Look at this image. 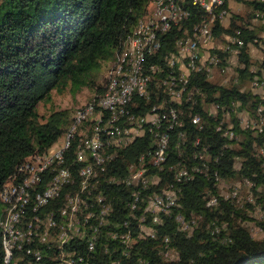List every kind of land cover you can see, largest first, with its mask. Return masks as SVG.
<instances>
[{
    "label": "trees",
    "instance_id": "trees-1",
    "mask_svg": "<svg viewBox=\"0 0 264 264\" xmlns=\"http://www.w3.org/2000/svg\"><path fill=\"white\" fill-rule=\"evenodd\" d=\"M148 1L0 0V188L19 164L35 154V150L36 154H43L58 143L70 125L67 110L52 111L41 121L37 111L39 103H50L52 91L59 94L68 90L75 96L84 87L94 88L102 64L111 61L116 49L132 33ZM244 2L252 18L260 23L258 26L237 25V15H231L228 26H223L215 15L222 10L225 11L222 19L226 17L227 0L210 13L213 15V37L222 36L224 43V36L239 39L238 86L215 84L206 72L199 71L190 75L189 88L186 87L193 90L194 103L193 97L190 101L183 98L179 103L165 100L166 108L177 109L178 124L167 130V160L159 167L148 165L154 168L150 167L148 173L156 177L157 183L149 184L143 192L144 201L134 211L130 209L132 188L111 184L109 180L124 179L130 166L141 162V156L152 150V134L146 129L148 133L134 138L127 147L118 152L109 150L115 156L105 163L103 170L99 169L98 182L92 188L94 192L98 187L105 201L93 206L89 202L97 218L93 219V225L98 227L97 239L93 250L88 249L90 236L70 242V253L77 257L73 258L74 264H264V238H254L246 226L236 222L245 218V206L253 208L256 201L264 202V95L244 91L240 85L253 79L264 82V55L257 63V70L252 71L249 54L251 45H264V0ZM184 7L189 16L180 26H172L159 35L160 48L156 56L148 59L149 64L162 65L165 73L155 74L156 81L151 83L148 100L135 97L137 106L131 109L135 115H145L157 101L160 104V97L167 95L161 86L158 87L160 97H157L153 85L175 70L167 67L163 59L173 53L176 41L185 31L192 33L197 25L210 19L204 17L205 13L191 0H185ZM233 47L237 46L232 44ZM213 51L220 58L219 67H226L230 50ZM258 84L264 87V83ZM198 92L203 101L201 95H196ZM212 107L216 108V114L211 111ZM236 110L245 111L254 121L262 119L263 131L257 132L256 126L242 127L235 116ZM225 114L231 116L228 122ZM194 116L199 117V124H193ZM167 125L164 123L162 129ZM228 131L233 132V138L228 137ZM78 148L76 140L64 155L62 167L70 166L69 184L64 186L58 199L42 209L43 213L53 210L58 214L64 193L78 190L80 171L84 167L77 160ZM202 149H206L203 157L199 156ZM146 157L143 164H149ZM177 165L189 169L197 166L203 171L196 172L192 180L180 183L174 177ZM235 178L251 184L252 201L245 198L243 207L234 204L235 198L225 199L220 190L222 181L228 183ZM48 179L46 174L44 182ZM168 191H174L176 206L170 214H160L159 220L153 222L151 215L144 213L146 198L152 193ZM107 204L108 212L104 213ZM177 215L190 223V230H182L176 222ZM141 217L144 221L138 223ZM126 222L130 239L124 244L121 238H113V234L127 231ZM140 224L145 227L143 231ZM258 224L264 231V221ZM148 230L153 236L146 232ZM87 233L91 234L90 228ZM50 247L33 244L29 258L24 251L14 250L9 264H36L35 252L42 255L38 263L57 264ZM2 248L0 233V264H4ZM166 252L170 257L164 256ZM54 253L60 261L64 247L59 249L54 243Z\"/></svg>",
    "mask_w": 264,
    "mask_h": 264
},
{
    "label": "bare ground",
    "instance_id": "bare-ground-1",
    "mask_svg": "<svg viewBox=\"0 0 264 264\" xmlns=\"http://www.w3.org/2000/svg\"><path fill=\"white\" fill-rule=\"evenodd\" d=\"M221 2L222 3L220 5L211 7V14H213L216 9L220 8L223 5L224 0H221ZM173 3H176V5H179V7H184L185 0H154V5L157 6V8H162L163 11H170L173 7ZM191 3L200 7V3L197 0H191ZM224 14L225 11L221 10L219 12V18L221 22L222 16ZM188 16L189 13L187 10H181V14H179L178 17L177 26H180ZM212 19L213 15L210 16L209 21L197 25L193 29L192 33H188L187 31H185L184 35L176 41L175 52L165 56L163 59V63H165L167 67L172 68L171 58L176 57L177 52H183L187 50V54H190V57H197V52H201L202 47H204L205 40L206 45L210 46L213 39L211 23ZM149 20H151V14L146 16V18H142L138 22H136L137 24L132 33H129L121 46L116 49L114 60L112 61V64H110L111 66L109 68V71L107 72V84L105 86V90H103V93L107 94H105V96L99 95L97 98L92 99L91 102L76 110L73 115L72 121V136L71 128L69 126L67 131L64 133V141L62 143L59 154L57 156H53L51 162H47V156H52L57 150L58 144L56 143L50 149H48L46 153L36 154V156L38 157H34L35 154L32 155L28 160L22 162L16 167L15 173L9 178L7 182L5 181L6 184H4L0 188V203L3 205V210L0 215V233L2 237V247L4 252V264H9V262H11L14 250L24 251V253L29 256L33 252L31 250V246L33 244H46L52 247V245H49V243L51 242L50 240H48L49 234H51V231L57 232V234L62 233V218H64V229H69V231H64V240H71V234H75V236H82V228H80V226H82V224H85L87 214L91 209L89 202H83L85 200V196L93 192L92 188H94L95 184L98 182L97 177L99 175V169L103 170L105 163L112 160L113 156H115V153H113V151L109 152L110 149L113 150V147H115L114 145L103 146L102 154L100 155L99 160L94 150H86V157L81 156L83 153V148H86V143L88 148H95V141L93 139L96 134L105 135L106 130L108 129V127H110V120L107 119V117L99 118V115H95V110L102 109L105 105V101L121 102L120 110L117 112L116 116L115 129L120 132L121 141L123 142L122 147H127L135 138V134H129V128L133 125L136 129H138V137L143 136L147 129L152 134L153 140L156 139L157 130L152 129L151 121L147 120L148 112H157L158 110H163V108L166 109V111H172L174 107L166 108L168 103L165 100H162L160 104H158L157 101L149 111L147 110L145 115H135V113L131 112V109L137 106L135 97H141L144 99L147 98V100L150 98H148V96L151 88V83L153 80H155V77L151 76L153 64H149L148 61L150 60L148 59L150 56L154 57L153 34H157V27H150V29L149 27H146L149 23ZM157 20H165V13H157ZM209 28L211 29L209 30ZM231 45L232 44H229L226 50L233 51ZM213 50L214 49L211 50L213 52L211 54L212 56L210 55L208 59L206 56L201 66H195V62H188V69H191V73H189L188 79L191 74L199 71H204L206 72V74L211 75V66L218 63L217 54L216 52L214 53ZM211 51L209 52L211 53ZM161 66L157 65L156 63V72H163ZM175 74L177 81L185 80V70L183 63H176ZM165 75L166 76L164 78L162 77L159 79V85L160 87H164L165 92L171 99L170 102H174V97L171 96V87L169 85V72ZM186 87L187 85H185L182 90L181 101L183 100V98L185 99L184 101L192 100L193 90H187ZM112 90L113 93H111ZM153 90L155 89L153 88ZM158 94L160 93L158 92ZM192 101L194 103V100ZM92 104L93 107H90ZM83 111L85 112L83 113ZM177 120L178 113L177 109L174 108L170 116H167L166 119L161 122V133H168L167 130L172 129L174 125L178 124ZM199 120L200 119L198 116H194L192 122L193 124H196L195 121ZM164 123H168L165 130L162 129ZM148 131L146 133H148ZM76 140L79 147L76 154L77 160L84 164V167L80 171V184L78 190L73 193H64L65 196L63 199V203L61 204V208H59L58 214L54 213L53 210L48 213H43L42 209L45 206L49 205L51 201L58 199L60 197L61 191L64 190V186L68 184V178H60L62 176V171L64 168L62 167V164L64 163L65 153H67L71 144ZM167 148L169 147L165 146V148L163 149L161 158H156V160L152 161V150H150L147 154H142L143 156H141L140 158L142 164L145 160V157L147 156L149 164H151V166H161L162 163L167 160ZM38 158H40V163H45L41 169L42 180H40L39 184H37L36 186V193L38 194V196H36L35 199L29 200V203H27L26 199H29L33 195L32 185L34 178L37 176L36 165L38 164ZM151 166L132 164L130 166L128 175H124V179L114 178L113 183H115V185L123 184L125 185V187H129L132 189L133 186H137L134 188V200H142V198H144L143 194H145L143 192L146 190L145 177L147 176V174H149L148 172H150L149 169ZM134 168L135 175H138V177H135V179H133ZM194 168L198 167L194 166ZM174 169V177L178 182H180L181 166L177 165V167H174ZM94 172H96V177L92 178ZM46 174L47 176H49V179L45 183L44 177ZM17 180H19V189H21V194H15L14 201L11 202L9 201L8 194L10 192H14V188L17 186ZM70 180L71 172L69 170V182ZM109 181L111 182V179ZM43 183L45 185H43ZM53 186L56 187L53 188ZM49 192L50 194L48 196ZM172 194L175 195L174 191H168L163 194L152 193L150 196H148V200H146L145 202L146 205L144 206V213H149L153 220H156V212H152L153 206L156 205V199H167V197ZM98 198H101V202L105 201L103 194L98 193ZM68 206L79 207L74 220H72L71 214H64V211ZM104 207L105 206H103V208ZM108 207L109 205L107 204V207L103 209L104 213L108 212ZM137 208L138 204H134V210H136ZM134 210L131 209V211ZM160 214L168 215V211H158V216ZM95 216V212L91 209L92 222L91 224L85 225L84 233L82 236V239L86 238V236H90L88 241L89 250H93L94 247H92V241L94 238H96L98 232V227H95L93 225V219L96 218ZM180 218L181 217L179 215L176 216V220H179ZM143 221V217L138 218V223H142ZM125 224L127 225V222ZM41 225L43 226L41 227ZM56 228H58V230ZM88 228H90L91 234L87 233ZM141 228H143L142 225ZM146 232H149V235L153 236L151 230H148ZM116 237L121 238L124 244L125 242H129L128 240L130 239L129 235L115 236V238ZM54 243L57 248H63L61 242ZM34 256L35 262H41L42 255H40L39 252H35ZM74 256L70 253V262H67L66 256H64V254H61V260L59 261V264H74ZM31 262H33V260Z\"/></svg>",
    "mask_w": 264,
    "mask_h": 264
},
{
    "label": "built area",
    "instance_id": "built-area-1",
    "mask_svg": "<svg viewBox=\"0 0 264 264\" xmlns=\"http://www.w3.org/2000/svg\"><path fill=\"white\" fill-rule=\"evenodd\" d=\"M200 3V9L205 13L204 17H210V10L211 7H214L215 5H220L222 2L221 0H197ZM151 3V20H149V23L146 27H157V34H153L154 36V56H156V53L158 52V49L160 48V39L158 38L160 34H163L167 32L172 26H177L178 24V17L179 14H181V10H188L187 7H179V5H176V3H173V7L170 11H163L162 8H157V6L154 5V0H150ZM157 13H165V20H157ZM211 28H209L210 30ZM227 44H233V55H237L239 51V39L236 37H233L231 40L227 41ZM205 48H210V46L206 45V40L204 42V50L203 52H197V57H190V54H187V50L183 52H177L176 57H172V68L176 67V63H183L184 65V70H185V80L184 81H177L176 79V74L175 70L172 72H169V85L171 87V96L174 97V102L179 103L181 102V94L182 90L185 85H187V80H188V75L191 73V69H188V62H195V66H201V64L204 62L205 56ZM143 59V58H142ZM219 66V64H217ZM161 72H156V62H153L152 66V75L155 76V74H159ZM258 83H264V82H253L254 85H258ZM113 93V90L112 92ZM107 93H103L102 96H105ZM95 101V100H94ZM93 101V102H94ZM93 107V104L90 106ZM121 107V102H106L105 105L102 109L100 110H95V115H99L100 117H107V119L110 120V127L105 132V135H98L94 137L95 141V148H88L87 143H86V148H83V153L81 156L86 157V150H94L95 154L97 155L98 160L100 159V155L102 154V148L103 146L106 145H114L115 147H122L123 142L121 141V136L120 132L115 129V121H116V116L117 112L120 110ZM175 108V107H174ZM172 109V111L174 110ZM86 111V110H85ZM83 111V113L85 112ZM172 111H164L163 110H158L157 112H148V118L147 120L151 121L152 129L157 130V137L155 140H153V147H152V152H151V161L156 160V158H161V153L163 152V149L165 146H168V140L169 136L168 133H161V122L166 119L167 116H170ZM260 111V110H259ZM72 121L73 117L71 119L70 123V128H71V136H72ZM254 121V120H253ZM196 124H199V121H195ZM253 123H258V130L259 132V127H262L263 120L260 119L259 121H254ZM246 127H250L249 125ZM129 134H135V138L138 137V129L134 127L129 128ZM228 136L231 138V131L226 132ZM62 145H58L57 150L52 156H47V162H51L53 156H57L59 154V151L61 150ZM206 149H202L201 152H199V156L205 155ZM36 156V150H35V155ZM164 161V160H163ZM45 163H40V158H38V164L36 165L37 169V176L33 180V195L27 200V203H29V200L35 199L38 194L36 193V186L39 184L41 178V169ZM138 165H151V164H142V161ZM138 167V166H136ZM135 167V168H136ZM135 168L133 169V179L135 177H138V175H135ZM203 168L205 170V164L203 165ZM69 169L70 166H64L63 171H62V176L60 178H68V184H69ZM203 171L202 168H194V166L189 169L186 168L185 166H181V178L180 182H187L193 179L194 174L196 172ZM96 177V172L92 175V178ZM59 181V179H58ZM114 178H111V184L113 183ZM145 183H146V189L149 187V184H155L157 183V179L155 176H150V173L147 174L145 177ZM56 186H53V188ZM137 186H133V189L131 191V202H130V209L134 210V204H139L140 202L144 201V198L142 200H134V188ZM251 188L250 182H248V189ZM98 191L99 188L86 195L85 200L83 202H91V206L93 204H99L101 202V198H98ZM15 194H21V189H19V180H17V186L14 188V192H10L8 194L9 196V201H14V196ZM50 192L48 193L49 196ZM227 195L225 196L226 199ZM250 197V196H248ZM248 197L246 199H248ZM148 200V196L146 198ZM212 204V203H209ZM176 206V195H169L167 199H156V205L153 206L152 212H156V220H153V222H157L158 219V211H168V214H170L171 209ZM77 210H79V207H71L68 206L66 207L64 214H71L72 220H74ZM63 219L62 218V233L55 234L54 235V241L52 247L50 249H53V257L56 260V263L59 264V258H56V254L54 253V242H61L62 247H64V256L67 258V262H70V242L76 240V239H82L83 233H84V227L86 224H91V209L89 213L87 214V218L85 221V224H82L80 228H82V236H75V234H71V240H64V231H69V229H64L63 227ZM39 223V222H37ZM105 224V222H102V225ZM43 225H41L42 227ZM127 227V231L119 234H113L114 236H127L130 235L129 231V225H125ZM141 231L144 230V228H141V224L139 225ZM191 225H188L187 230H190ZM97 239H93L92 241V247H94V243ZM44 254L45 253H41ZM166 254V253H165ZM80 256V254H78ZM29 258V256H27ZM29 262H31L29 260Z\"/></svg>",
    "mask_w": 264,
    "mask_h": 264
},
{
    "label": "rangeland",
    "instance_id": "rangeland-1",
    "mask_svg": "<svg viewBox=\"0 0 264 264\" xmlns=\"http://www.w3.org/2000/svg\"><path fill=\"white\" fill-rule=\"evenodd\" d=\"M245 0H227L228 2V8L229 11H227V15L225 18L222 19V25L223 26H228L230 20V16L232 15H237L239 16V19L237 18L236 20V24L237 25H241V26H258L260 23L256 20L252 18V14H251V10L249 9L248 5L244 2ZM247 1V0H246ZM151 3L150 0L148 1L147 6L145 7V12L142 15L141 18H139L137 20V22L142 19V18H146V16H148L149 14H151ZM219 18V15H215V19ZM137 24V23H136ZM135 24V26H136ZM249 24V25H248ZM134 26V28H135ZM213 26V24H212ZM133 28V29H134ZM133 31V30H132ZM264 38V37H262ZM225 39V43L222 39V36L215 38L213 37L212 42L210 44V48H205V53L204 56L210 57V55L213 53L211 50L212 49H217L218 50H226V48L229 46V44H226L228 40H231L230 36H224ZM209 49V50H208ZM204 47H202L201 52H203ZM208 50V51H207ZM211 51V53L209 52ZM216 51V50H215ZM214 51V53H215ZM172 52H175V47L173 49ZM233 51H230L229 53V57L227 58V66L226 67H219L217 66V64H220V58L218 57V63L216 65H212L211 66V75H209L211 82L215 83V84H221L227 87H233L235 85L238 86V80H237V73H236V68L240 65V60L239 57L237 55H233ZM249 54L251 56L252 59V71L257 70V63L258 61H260L264 55V45L261 46H254L251 45L249 47ZM212 56V55H211ZM114 60V56L111 59V61L105 62L102 64V67L99 71V74L97 76V80H96V85L94 88H82L75 96H71V94L68 92V90L62 92V93H56L55 91H52L51 94V102L50 103H39V105L37 106V111L39 116L41 117V121H45L46 118L50 115V113L52 111H61V110H67L69 111V120L72 119L74 113L76 112V110L80 107H83L85 104L91 102L92 99L97 98L99 95L101 96L103 94V90H105V86L107 84V76H108V71L110 68V64H112V61ZM257 81V79H253L252 81H245L243 82V84L241 85V88L244 91L247 92H252L254 94H260V95H264V87L262 86V84H258L257 86L253 84V82ZM239 85V86H240ZM158 87L159 84H154L153 88L155 89L154 94L158 97H160V94H158ZM167 94V93H166ZM196 95H201V101H203L202 98V94L201 93H197ZM204 96V95H203ZM161 100H170L168 95H164L162 97ZM193 100L195 101L196 99L193 97ZM235 104V103H234ZM238 104H235V107H237ZM211 111L213 113L216 114V108L212 107ZM235 112V111H234ZM235 116L238 117L240 125L244 128H246V126H253L255 128H258L257 124L255 125V123H253L254 121L251 119V117L248 116V114L245 111H238L236 110L235 112ZM230 115L229 114H225L224 115V119L226 122H228L230 120ZM71 123V121H70ZM69 123V124H70ZM262 125V124H261ZM70 125H68L65 129V131L67 130V128H69ZM60 136V138L58 139V145H62L63 141H64V133ZM263 131L262 127H259V132ZM231 138H233V132H231ZM229 137V136H228ZM125 148V147H113L114 150H116L118 152V150ZM240 178H235L232 179L231 181H229L228 183L222 181L221 184V193L222 195L226 197V199H237L234 200V204L238 205L239 207H243L244 206V200L245 198L252 201V191L251 189H248V183L243 181H240ZM174 195V194H172ZM256 199V198H255ZM256 204L254 205L253 208L250 207H244L243 209L245 210V218L243 219H237L236 222L240 223L244 226H246L252 236L254 238L260 239V238H264V231L262 230V228L260 227V225L258 224L261 221H264V202L262 203H258V201L255 202ZM176 222L179 224V226L182 228V230H187V228L184 227H188V225H190V223L188 221H185L183 217H181L179 220H176ZM223 227L225 226V224L222 225ZM57 234V232H52L51 234H49L48 240H50L51 242L54 241V235ZM3 249V248H2ZM165 257H170V254L168 252H166V254H164ZM13 257V256H12ZM53 257V255H52ZM12 259V258H11Z\"/></svg>",
    "mask_w": 264,
    "mask_h": 264
}]
</instances>
